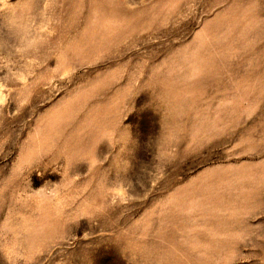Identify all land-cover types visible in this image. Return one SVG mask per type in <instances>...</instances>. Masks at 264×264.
Instances as JSON below:
<instances>
[{"label":"rangeland","instance_id":"rangeland-1","mask_svg":"<svg viewBox=\"0 0 264 264\" xmlns=\"http://www.w3.org/2000/svg\"><path fill=\"white\" fill-rule=\"evenodd\" d=\"M0 264H264V0H0Z\"/></svg>","mask_w":264,"mask_h":264}]
</instances>
